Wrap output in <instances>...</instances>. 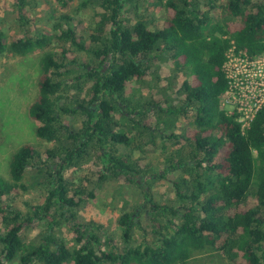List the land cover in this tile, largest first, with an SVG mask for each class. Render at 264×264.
<instances>
[{"label": "trees", "instance_id": "1", "mask_svg": "<svg viewBox=\"0 0 264 264\" xmlns=\"http://www.w3.org/2000/svg\"><path fill=\"white\" fill-rule=\"evenodd\" d=\"M32 1L14 0L24 34L8 40L0 28V54L23 56L58 40L41 57L29 105L36 135L54 145L44 152L22 145L11 156L10 178L0 176V264H188L217 251L239 264H264V107L243 130L236 111L221 105L230 49L264 53V0H206V8L200 0H159L166 14L157 26L138 12L134 22L127 20L130 0H78L76 11L100 9L88 41L69 12L59 14L52 33L29 35ZM72 1L57 0L64 7ZM166 58L174 61V73L160 87L159 70L150 69ZM148 73L162 100L143 92ZM66 115L83 116L80 126ZM181 117L188 126L179 133ZM157 135L164 158L153 172L134 153L154 148ZM167 141L175 149L169 151ZM93 152L96 185L125 178L142 187L143 202L118 218L122 243L103 224L77 217L94 192L65 173L91 161ZM28 168L44 178L39 184L46 193L41 203L26 202L24 211L4 197L28 189ZM147 173L170 182L174 198L156 201L151 185L136 178ZM65 221L75 233L73 248L56 233ZM28 227L40 228L32 242L24 237Z\"/></svg>", "mask_w": 264, "mask_h": 264}, {"label": "rangeland", "instance_id": "2", "mask_svg": "<svg viewBox=\"0 0 264 264\" xmlns=\"http://www.w3.org/2000/svg\"><path fill=\"white\" fill-rule=\"evenodd\" d=\"M202 7L206 8L204 3L206 0H200ZM78 0H73L70 6H62L57 0H33V6L26 12L28 19L27 31L29 35L37 32H53V24L60 13L69 12L75 17L78 34L83 36L87 41L89 34L93 31L94 23L98 19L99 8L88 7L80 11L74 10ZM133 3V4H132ZM140 13L146 20L155 19V25L162 20L166 14V10L159 0H130L125 5V18L134 22L136 14ZM214 12L221 15L220 8H216ZM213 12V13H214ZM213 13L211 16H213ZM215 17V16H214ZM216 18V17H215ZM0 28L4 30L8 36V40L24 34L23 28L18 20V12L14 0H0ZM58 40L46 46L44 49H38L27 55H15L9 52L0 54V176L10 178V159L15 150L26 143L33 144L38 151L44 152L51 148L54 144L40 139L36 135L37 122L29 115V105L37 95L36 82L40 73V60L44 51L54 49ZM81 60L87 59L86 53L79 52ZM243 54L231 51L227 62V68L235 70L236 63L244 64L242 61ZM158 69L162 80L160 87L167 86L168 80L166 75L173 76L174 61L170 59H156L152 70ZM183 73L179 74L176 81H183ZM154 73H148L144 83L143 92L156 96L162 100L161 93L157 92L158 87L154 81ZM160 80V79H159ZM137 83L130 82L129 88L137 89ZM233 108V107H232ZM230 108V109H232ZM229 109V108H228ZM67 122L73 127L78 128L81 124L83 116H65ZM118 118H120L118 116ZM151 123L155 126L154 119ZM176 131L182 132L183 127H187L186 120L181 117L176 123ZM168 150L175 149L171 141H167ZM162 142L157 135L155 147H147L150 150L141 153L136 150L134 157L142 158L143 163L149 166L150 170L159 171L163 167L164 154L162 151ZM119 150L129 152L130 148L119 146ZM93 159L79 167L68 169L65 176L74 184H81L87 187V192L93 191L94 197H87L77 211L78 219L83 223L94 221L103 224L109 235H113L117 241L122 243L121 227L118 223L119 216L125 211H133L143 202L142 187L134 181H128L125 178L110 179L101 184L96 185L97 178L96 158L97 153H92ZM174 176V175H173ZM172 176V177H173ZM154 175L147 173L143 176L136 175L139 182L151 185V193L156 201L161 203L168 202L174 198V192L170 182L164 179H154ZM42 176L36 175V170L28 168L24 182L28 189L16 196L4 197L6 202L16 208L24 211L28 209L26 202L30 204L41 203L45 196V187L39 182L43 181ZM257 185L253 181L252 191H255ZM69 215V213H68ZM143 225L147 222L143 220ZM1 226V219H0ZM39 227H28L24 232L25 240L32 242L39 233ZM59 237L63 238L67 245L73 248L75 243V233L69 221H65L61 227L56 230ZM148 237L152 238L148 235ZM8 264H20L18 260H14ZM188 264H239L238 262L228 259L222 252H214L212 254L195 256Z\"/></svg>", "mask_w": 264, "mask_h": 264}, {"label": "built area", "instance_id": "3", "mask_svg": "<svg viewBox=\"0 0 264 264\" xmlns=\"http://www.w3.org/2000/svg\"><path fill=\"white\" fill-rule=\"evenodd\" d=\"M231 51L244 55L242 60L244 64L236 63L235 70H231L229 66L227 68ZM229 53L224 66L229 86L222 95L221 105L229 113L236 111L244 130L250 126L257 112L264 107V53L251 55L246 51H236L234 47Z\"/></svg>", "mask_w": 264, "mask_h": 264}]
</instances>
